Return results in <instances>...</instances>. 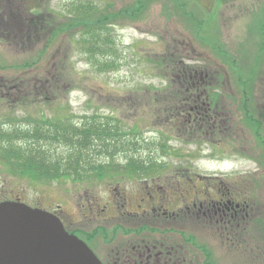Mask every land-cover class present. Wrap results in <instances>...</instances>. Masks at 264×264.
Masks as SVG:
<instances>
[{"label":"rangeland","instance_id":"374dc122","mask_svg":"<svg viewBox=\"0 0 264 264\" xmlns=\"http://www.w3.org/2000/svg\"><path fill=\"white\" fill-rule=\"evenodd\" d=\"M11 10L27 20L7 29L8 16L17 22ZM0 14V140L13 130L11 120L54 123L37 126L46 137L68 120L80 127L90 118L112 117L136 134L129 135L133 142H141L136 153L109 157L101 149L99 161L121 165L113 177L88 179L72 171L58 181L20 174L5 162V148H0V196L39 205L69 225L79 216L84 219L87 199L94 198L96 213L109 206L114 193L128 200L139 193L138 182L148 173H122L127 159L152 156V163H161L155 173L162 177L179 168L223 175L227 181L250 173V191L261 214L252 220L251 248L236 254L216 248L199 226L188 235L206 263L212 250L216 264H264V0H0ZM94 27L115 40L119 55L109 60L117 67L100 68V58H88L82 33ZM13 28L17 32L10 34ZM172 63L208 74V101L215 109L218 104L226 119L222 135L186 140L180 138V125L165 121L164 102L183 90L172 73L179 65ZM32 129L29 124L27 130ZM42 149L56 160L67 155L61 144L48 142ZM192 189L172 195L171 213L184 208V197L195 196ZM97 220L105 225L104 215Z\"/></svg>","mask_w":264,"mask_h":264},{"label":"flooded vegetation","instance_id":"af4514ba","mask_svg":"<svg viewBox=\"0 0 264 264\" xmlns=\"http://www.w3.org/2000/svg\"><path fill=\"white\" fill-rule=\"evenodd\" d=\"M177 51H173L175 55ZM172 73L183 90L171 95V100L165 103L164 110L169 112L165 121L171 126L180 125V138L186 140L222 135L226 119L221 117L218 104L215 109L208 101V74L184 69ZM195 78L199 81L193 82L192 87L191 80ZM192 187L195 196L184 197L180 201L184 208L171 213V205L176 204L172 195L178 192L184 196ZM138 188L139 193L131 200L120 192L114 193L109 206L102 205L96 213L94 198L87 199L84 219L79 216L69 225L65 223L71 233L86 241L102 264H216L214 254L210 262H204L189 237V229L196 226L215 241L216 248L222 246L230 252L235 249L234 254L251 248L252 220L261 214H254L258 208L253 206L248 173L244 179L238 176L227 181L224 176L179 168L164 177L140 180ZM8 196H0V201ZM100 214L105 216V225L97 220ZM240 244L246 247L241 249Z\"/></svg>","mask_w":264,"mask_h":264},{"label":"trees","instance_id":"16d2710c","mask_svg":"<svg viewBox=\"0 0 264 264\" xmlns=\"http://www.w3.org/2000/svg\"><path fill=\"white\" fill-rule=\"evenodd\" d=\"M32 23L30 19L29 24ZM107 31L109 32L108 28ZM104 33L107 34L104 29L99 27H94L92 30L85 29L83 35L85 37L90 35V38H84L86 45L83 48L87 54L91 55L88 58L93 61V58H100L98 62L101 64L100 68L110 69L118 66L109 59L117 58L119 51L114 46V39L104 38ZM35 121L32 130L16 125L13 130L6 131L5 137L0 140V148H5L6 151L4 158L18 172L30 177L41 180L67 179L71 176L72 171H75L79 177L85 176L88 179L106 175L112 176V170L107 168L117 165V163L99 162L96 156L102 150L107 155L112 156L118 151L137 150L138 143L128 141L126 132L118 130L112 121L90 118L80 127H72L66 123L59 127L54 126L50 130L49 136L46 137L40 136L42 128L37 126L41 125L42 122L51 126L54 123L45 122L42 119ZM54 131H57V134H53ZM48 142L52 146L61 144L67 147V155L56 160L48 150L42 149L47 146ZM21 150L32 153L24 155L25 152L23 153ZM52 150L56 152V148L53 147ZM137 158L128 159L127 167H147L144 166L145 162L140 161L139 157Z\"/></svg>","mask_w":264,"mask_h":264},{"label":"water","instance_id":"95a60500","mask_svg":"<svg viewBox=\"0 0 264 264\" xmlns=\"http://www.w3.org/2000/svg\"><path fill=\"white\" fill-rule=\"evenodd\" d=\"M0 264H101L51 212L20 202L0 203Z\"/></svg>","mask_w":264,"mask_h":264}]
</instances>
